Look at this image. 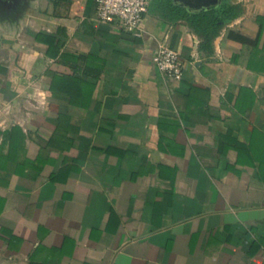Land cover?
I'll use <instances>...</instances> for the list:
<instances>
[{
	"label": "crops",
	"instance_id": "crops-1",
	"mask_svg": "<svg viewBox=\"0 0 264 264\" xmlns=\"http://www.w3.org/2000/svg\"><path fill=\"white\" fill-rule=\"evenodd\" d=\"M0 264H264V0H0Z\"/></svg>",
	"mask_w": 264,
	"mask_h": 264
},
{
	"label": "built area",
	"instance_id": "built-area-1",
	"mask_svg": "<svg viewBox=\"0 0 264 264\" xmlns=\"http://www.w3.org/2000/svg\"><path fill=\"white\" fill-rule=\"evenodd\" d=\"M95 16L98 20L117 19L123 27L135 34L141 32V21L151 0H92ZM155 67L167 72L174 78H180L183 61L180 52L172 47L160 45L153 56Z\"/></svg>",
	"mask_w": 264,
	"mask_h": 264
},
{
	"label": "trees",
	"instance_id": "trees-1",
	"mask_svg": "<svg viewBox=\"0 0 264 264\" xmlns=\"http://www.w3.org/2000/svg\"><path fill=\"white\" fill-rule=\"evenodd\" d=\"M172 9L175 10L176 17L187 16L181 7L172 6ZM222 12L225 16H234L241 11L240 4H230L224 5L221 7ZM215 10L208 9L192 13L189 18V22L196 33L202 38L205 42H210L217 34L220 24L217 22L218 18L214 13ZM247 41L246 38H244Z\"/></svg>",
	"mask_w": 264,
	"mask_h": 264
}]
</instances>
